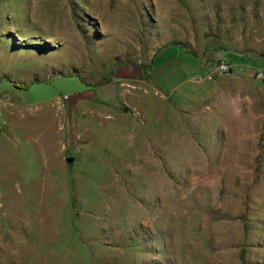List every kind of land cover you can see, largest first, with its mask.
<instances>
[{
  "label": "rangeland",
  "instance_id": "1",
  "mask_svg": "<svg viewBox=\"0 0 264 264\" xmlns=\"http://www.w3.org/2000/svg\"><path fill=\"white\" fill-rule=\"evenodd\" d=\"M0 264H264V0H0Z\"/></svg>",
  "mask_w": 264,
  "mask_h": 264
},
{
  "label": "built area",
  "instance_id": "2",
  "mask_svg": "<svg viewBox=\"0 0 264 264\" xmlns=\"http://www.w3.org/2000/svg\"><path fill=\"white\" fill-rule=\"evenodd\" d=\"M219 68L223 71L227 70V67L225 65H221Z\"/></svg>",
  "mask_w": 264,
  "mask_h": 264
},
{
  "label": "trees",
  "instance_id": "3",
  "mask_svg": "<svg viewBox=\"0 0 264 264\" xmlns=\"http://www.w3.org/2000/svg\"><path fill=\"white\" fill-rule=\"evenodd\" d=\"M152 63H153V61H152ZM19 88H24V86L23 85H21V86H18Z\"/></svg>",
  "mask_w": 264,
  "mask_h": 264
},
{
  "label": "water",
  "instance_id": "4",
  "mask_svg": "<svg viewBox=\"0 0 264 264\" xmlns=\"http://www.w3.org/2000/svg\"><path fill=\"white\" fill-rule=\"evenodd\" d=\"M67 161H68V162H71V161H72V159H68Z\"/></svg>",
  "mask_w": 264,
  "mask_h": 264
}]
</instances>
